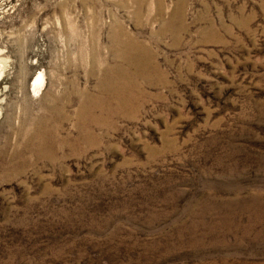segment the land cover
Returning <instances> with one entry per match:
<instances>
[{"label": "rangeland", "instance_id": "obj_1", "mask_svg": "<svg viewBox=\"0 0 264 264\" xmlns=\"http://www.w3.org/2000/svg\"><path fill=\"white\" fill-rule=\"evenodd\" d=\"M0 264H264V0H0Z\"/></svg>", "mask_w": 264, "mask_h": 264}, {"label": "bare ground", "instance_id": "obj_2", "mask_svg": "<svg viewBox=\"0 0 264 264\" xmlns=\"http://www.w3.org/2000/svg\"><path fill=\"white\" fill-rule=\"evenodd\" d=\"M131 42L134 43V41H131ZM130 44H131V43H130ZM122 45H123V44H122ZM130 46H131V45H130ZM132 46H133V45H132ZM132 46H131V47H132ZM127 47H128V46H127ZM135 48H136V47H135ZM129 49H131V48H129ZM133 49H134V48H133ZM135 50H136V49H135ZM127 56H128V54H127ZM132 58H133V57H132ZM124 62H125V61H124ZM129 62H130V61H129ZM133 62H134V60H133ZM123 73H124V72H123ZM121 74H122V73H121ZM124 74H125V73H124ZM122 76H123V75H122ZM122 76H121V78H123ZM35 82H36V81H35ZM38 83H40V79H39V78L37 79V83H36V84L38 85ZM39 86H40V85H39Z\"/></svg>", "mask_w": 264, "mask_h": 264}]
</instances>
